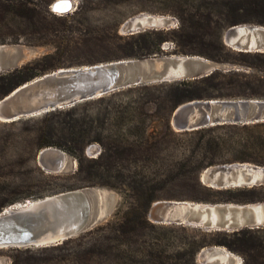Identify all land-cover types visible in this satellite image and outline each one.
<instances>
[{"label":"trees","instance_id":"16d2710c","mask_svg":"<svg viewBox=\"0 0 264 264\" xmlns=\"http://www.w3.org/2000/svg\"><path fill=\"white\" fill-rule=\"evenodd\" d=\"M82 1L90 6L96 4L95 0ZM99 1L121 8L133 4L148 9L149 4H159L161 15L177 21L174 28L149 29L127 36L119 33L121 22L117 19L102 28L79 30L87 45L108 46L114 52L115 56L106 61L164 56V46L172 44L174 55L198 56L218 65L243 62L254 75L241 78L238 72L216 70L181 83L142 84L73 108L6 123L0 135V212L27 202L5 198L12 187L4 180L12 172L6 166L8 159L14 154L17 159L36 162L43 149L56 148L78 162L77 171L68 178L78 179L80 185L74 184L70 191L107 188L119 190L130 199L126 210L94 229L60 245L37 249L56 253V264H201L198 256L208 248L227 249L242 256L244 264H264V228L209 232L183 225L154 224L148 218L152 205L165 200L210 205L264 203V185L213 189L201 179L205 170L216 166L253 164L264 168V123L218 125L183 133H177L170 123L174 111L192 101H264V53L236 52L223 40L225 32L233 27H264V0ZM17 4L5 6V12L23 18L18 11L22 9L31 14L26 19L33 21L35 10L21 0ZM95 10L81 6L72 18L90 23L89 12ZM233 56L246 60L234 61ZM54 58L48 55L35 64L1 74L0 100L54 70ZM228 89L243 92L233 96L225 92ZM151 105L156 106L155 113L165 122L163 136L150 131L155 117L149 112ZM93 144L101 147L96 158L86 154ZM15 251L30 253L33 249ZM12 264H32V260L15 258Z\"/></svg>","mask_w":264,"mask_h":264},{"label":"water","instance_id":"95a60500","mask_svg":"<svg viewBox=\"0 0 264 264\" xmlns=\"http://www.w3.org/2000/svg\"><path fill=\"white\" fill-rule=\"evenodd\" d=\"M72 6L70 0H58L53 11L69 13ZM173 25L167 18L141 15L128 21L122 33L134 35ZM225 40L237 52L264 53V27H233ZM27 59V54L1 46L0 73L21 68ZM216 70L215 63L198 56L116 61L61 69L25 83L1 99L0 122L41 117L142 84L196 80ZM260 123H264V101L260 100L192 101L179 106L171 121L178 133L218 125ZM37 161L47 173L60 174L69 169L71 157L60 149L45 148ZM201 179L213 189L253 188L264 185V168L251 164L216 166L205 170ZM101 199L98 189L84 188L10 207L0 214V249L47 248L86 233L107 219ZM149 219L156 224L183 225L209 232L259 229L264 228V203L210 205L158 201L152 205ZM219 253L206 258L205 264H229L235 260L233 254L223 258Z\"/></svg>","mask_w":264,"mask_h":264},{"label":"rangeland","instance_id":"374dc122","mask_svg":"<svg viewBox=\"0 0 264 264\" xmlns=\"http://www.w3.org/2000/svg\"><path fill=\"white\" fill-rule=\"evenodd\" d=\"M21 1L26 2L29 9L35 10L36 13L33 14V21L26 19L28 18L27 16L31 14L28 15L27 13H23L22 9H19L18 11L24 16L23 18H18L13 16L11 13L5 12V6L17 4L20 2V0H0V47L2 46L8 49L15 48L20 52L27 54L28 59L25 61V64L21 66V68L26 65L35 64L48 55H53L55 57V60L53 61V63L55 64V69L47 72L46 74L59 71L61 69H79L94 65L116 62L113 60H111V62L106 61L115 56L114 52L110 48H108V46L102 47L100 44L87 45L85 42H83V36L79 30H86L88 27H92L94 29L102 28L109 22L117 19L121 22L119 26V33L123 36H127L122 33V28L124 27V25L131 19L139 17L141 15L167 18L174 23V25L172 26L173 28L177 25V21L174 17L163 16L160 14L162 9L159 4L156 6L149 4L146 6V8L148 9H142L141 7H137L133 4H128L125 7L121 8L102 5L100 4L99 0H95L96 4H92V6H90L86 2H83L82 0H70L73 6L69 11L70 14L68 13V16L66 14H57L53 11V5L58 0ZM81 6L96 8L95 11L89 12L88 17L90 18V23L85 22V20L81 22L73 20V14L77 11L78 8L80 9ZM141 10H147V12H140ZM228 31L225 32L223 40L227 47L234 50L226 44L225 37ZM173 51L174 46H172V44H166L164 46V52L166 55H157L145 60L163 59L173 56L187 57L174 55ZM233 59L234 61L243 59L246 60L245 58L240 56H233ZM216 65L217 70H220L224 73L238 72L241 78L243 76H246V74L254 75L253 73L246 70L247 67L243 62L239 63L238 65ZM18 69H20V67ZM6 73L9 72H2L0 73V75ZM183 81L187 80L175 81L169 84L181 83ZM225 92L231 93L233 96H236L242 94L243 91L242 89H228ZM156 110V106L151 105L149 112L155 113ZM154 116L155 117L151 119L152 121L149 125L150 131L154 134L163 136L162 134H165L166 132L165 122L163 121L162 117H158V113H155ZM172 116L170 119V123L172 121ZM4 125H6V123L0 122V135L5 131ZM100 153L101 147L98 144H93L86 150V154L90 158H96L100 155ZM16 156L17 155L13 154L12 157L8 159L9 163L6 165L8 166L7 168H10L12 172L6 175L7 178L4 180L12 184V187L9 188V193L5 196V198H12L13 200H16L20 203L25 200L36 201L45 197L68 192V190L72 186H75L74 184H78V179L68 178V175L76 172L78 169V162L71 156L69 169L60 174L47 173L39 165L37 159L36 162H32L30 160L17 159L18 157ZM95 189H98L102 194L101 203L107 214V219L103 222L110 220L119 211L126 210L129 206L130 199L126 197L121 191L110 190L107 188ZM17 205H19V203ZM13 206L15 205L8 206L5 208V210ZM3 211H1L0 214ZM217 253H219L221 257L233 254L235 256V260L230 261L229 264H244V259L242 256L229 252L224 248L204 249L199 254L198 261L201 264H205L204 260L206 258L212 257ZM56 255L57 254L52 251L39 252L36 248H34L30 253H17L15 249H0V262L1 264H12V261L15 258H28L32 260V264H56V260H54V257Z\"/></svg>","mask_w":264,"mask_h":264},{"label":"bare ground","instance_id":"6f19581e","mask_svg":"<svg viewBox=\"0 0 264 264\" xmlns=\"http://www.w3.org/2000/svg\"><path fill=\"white\" fill-rule=\"evenodd\" d=\"M239 30H240V31H243L242 28H241V29L239 28ZM230 255H231V254H230ZM227 257H228V255H225L223 258H227ZM0 264H1V262H0Z\"/></svg>","mask_w":264,"mask_h":264}]
</instances>
